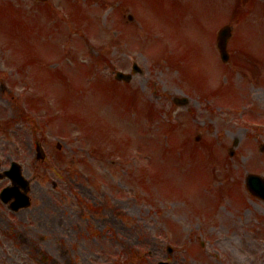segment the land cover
Segmentation results:
<instances>
[{"label":"rangeland","instance_id":"374dc122","mask_svg":"<svg viewBox=\"0 0 264 264\" xmlns=\"http://www.w3.org/2000/svg\"><path fill=\"white\" fill-rule=\"evenodd\" d=\"M13 1L23 10L35 9L20 11L25 22L19 62L26 65L25 58H31L32 66L53 80L34 86L26 79L31 92L49 99L40 106L50 124L48 132L29 131L23 140L44 141L49 161L36 164L44 186L58 178L81 184L77 193L88 219L78 243L67 236L59 244L42 235L51 264H264L260 250L245 248L256 244L252 237L264 240V205L250 201L239 186L226 188L229 179L245 182L246 171L264 174V79L258 80L264 77L262 14L250 16L242 9L250 28L258 20L255 50L245 45L248 55L240 68L247 70L249 84L237 72L236 41L246 39L241 31L233 39L231 68L220 69L215 57L217 29L239 21V0ZM255 1L264 6V0ZM128 14L136 18L130 21ZM0 22L7 37L17 31L14 15ZM3 51L6 70L4 59L17 55L6 43ZM136 62L142 72L131 84L115 80L117 71L129 72ZM65 88L76 93L75 108L65 113L75 121L69 127L59 117V108L68 104ZM184 96H190L187 105L174 102ZM148 104L165 122L176 123V132L162 131ZM196 136L201 139L195 142ZM215 144L216 149L209 146ZM218 208L215 223L203 221ZM12 225L2 229L4 242L18 240L22 229Z\"/></svg>","mask_w":264,"mask_h":264},{"label":"flooded vegetation","instance_id":"af4514ba","mask_svg":"<svg viewBox=\"0 0 264 264\" xmlns=\"http://www.w3.org/2000/svg\"><path fill=\"white\" fill-rule=\"evenodd\" d=\"M3 79V74L0 72V96L3 95L6 88ZM33 148L29 146L27 148L0 146V173L2 174L0 175V228L4 229L8 226L4 219L5 215H16L18 219L15 227L22 228L18 235L19 240L10 243L11 246L8 247L11 252L8 249L4 250V246L0 243V264H50L46 258V246L41 244L45 239L42 235L49 236L51 241H59V244H64L63 240L67 239V236L74 239L75 242H79L80 239L78 233L82 227L83 214L78 211V206V210H76L75 204L64 195L65 191L78 183L72 182L73 184L70 185L64 183L59 197L54 201L47 197L40 207L41 209L37 213H33L31 219L28 216L27 212L31 210L34 203L33 193L37 188L34 185V172L30 169L26 171L24 168L27 167H24V164H35L34 161H30ZM15 161L22 164L23 177L3 176L11 170L10 167ZM8 188L10 191L5 195L4 191ZM57 188L58 185L54 184L53 189ZM15 206H19V209L15 210ZM44 206L54 213L42 212ZM32 221H37V226L32 225ZM24 223H28V225L25 226Z\"/></svg>","mask_w":264,"mask_h":264},{"label":"water","instance_id":"95a60500","mask_svg":"<svg viewBox=\"0 0 264 264\" xmlns=\"http://www.w3.org/2000/svg\"><path fill=\"white\" fill-rule=\"evenodd\" d=\"M228 35H229V30L228 29H225L223 32H222V34H221V38H225V41H226V38L228 37ZM223 57L225 58V59H227V53L226 52H223Z\"/></svg>","mask_w":264,"mask_h":264}]
</instances>
